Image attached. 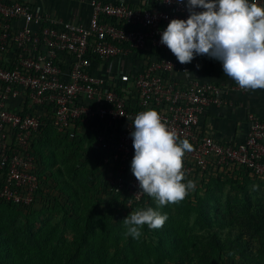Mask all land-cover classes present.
Returning <instances> with one entry per match:
<instances>
[{"label": "built area", "instance_id": "1", "mask_svg": "<svg viewBox=\"0 0 264 264\" xmlns=\"http://www.w3.org/2000/svg\"><path fill=\"white\" fill-rule=\"evenodd\" d=\"M186 2L90 0V17L79 23L42 14L28 2L0 0L1 202L29 209L46 191L33 151L46 126L75 141L92 131L93 121L105 120L110 128L95 133L92 149L102 189L129 208L139 203L145 194L130 170V132L137 113L149 109L178 143L186 139L192 146L183 156L185 178L225 169L264 183V119L249 111L246 135L237 144L200 129L206 108L226 104L230 90H243L192 78L191 64H180L160 43L170 20L188 18ZM249 2L264 7V0ZM134 54L143 61L130 72L121 66L106 76L93 69V63Z\"/></svg>", "mask_w": 264, "mask_h": 264}, {"label": "rangeland", "instance_id": "2", "mask_svg": "<svg viewBox=\"0 0 264 264\" xmlns=\"http://www.w3.org/2000/svg\"><path fill=\"white\" fill-rule=\"evenodd\" d=\"M43 134L36 155L48 191L29 209L0 201V264H264V183L225 169L185 178L195 189L158 209L163 227L144 225L133 239L123 219L137 209L103 191L96 134ZM57 184L75 202L63 201ZM147 207L156 209L146 194L139 209Z\"/></svg>", "mask_w": 264, "mask_h": 264}, {"label": "clouds", "instance_id": "3", "mask_svg": "<svg viewBox=\"0 0 264 264\" xmlns=\"http://www.w3.org/2000/svg\"><path fill=\"white\" fill-rule=\"evenodd\" d=\"M185 6L188 18L170 20L160 34V43L178 62L185 65L205 55L219 61L223 74L241 90L264 89V7L249 0H187ZM131 129L134 155L130 170L138 192L156 204V209H137L123 219L125 235L138 239L144 225L162 228L168 217L158 209L183 200L195 189V182H181L185 179L183 156L192 146L186 139L178 143L176 133L167 129L155 110L137 113Z\"/></svg>", "mask_w": 264, "mask_h": 264}, {"label": "crops", "instance_id": "4", "mask_svg": "<svg viewBox=\"0 0 264 264\" xmlns=\"http://www.w3.org/2000/svg\"><path fill=\"white\" fill-rule=\"evenodd\" d=\"M32 4L42 14L51 17L86 23L90 17V0H19ZM115 1V0H102ZM129 5H136L138 0H125ZM142 55L114 59L101 64L93 63V69L98 74L111 76L124 66L126 71H132L142 64ZM191 65V76L198 81L212 82L221 86H238L234 80L223 74L219 61L205 55L196 56ZM199 65V67H197ZM227 103L221 106H209L200 118V129L203 135H210L222 143L237 144L243 141L247 132L246 114L251 111L264 119V89L230 90L226 96ZM16 102H11L15 105ZM92 131L97 133L110 128L107 121H93ZM251 178V177H249ZM253 179V178H251ZM256 180V179H254ZM258 181V180H257ZM260 182V181H259ZM263 183V182H261ZM48 187L46 186V191ZM44 192V193H45Z\"/></svg>", "mask_w": 264, "mask_h": 264}, {"label": "trees", "instance_id": "5", "mask_svg": "<svg viewBox=\"0 0 264 264\" xmlns=\"http://www.w3.org/2000/svg\"><path fill=\"white\" fill-rule=\"evenodd\" d=\"M47 129H52L50 126H46L45 128H44V130L42 131V133L40 134V136L38 137V140H37V142H36V144H34V146H33V151H34V153H35V155H36V153H37V151H36V148H37V144H38V142H39V140H40V137H42V134L47 130ZM53 130V129H52ZM54 131V130H53ZM55 132V131H54ZM46 134V133H45ZM45 134H43V135H45ZM37 156V155H36ZM38 157V156H37ZM39 159V158H38ZM39 163H40V160H39ZM42 169H41V163H40V178L42 177V171H41ZM243 174L244 175H246L247 177H249L248 176V174L245 172H243ZM44 175H46V174H44ZM58 186H57V188H56V190L58 191L57 193H58V195L62 198V200L63 201H66V200H68L70 203H72V201L73 202H75L74 200H73V195H72V193H73V190L67 185V186H65V187H63V186H60V184H57ZM45 189H46V186H45ZM43 194V191L41 192L40 191V195H42ZM145 199H146V194L144 195V197L142 198V200L139 202V203H135V204H133L132 206L134 207V208H136V209H139V208H141L142 206H143V204L145 203ZM13 206V205H12ZM14 207H16V206H14ZM17 208H19V207H17ZM22 209V208H21Z\"/></svg>", "mask_w": 264, "mask_h": 264}]
</instances>
